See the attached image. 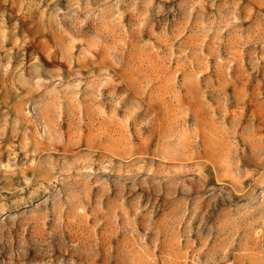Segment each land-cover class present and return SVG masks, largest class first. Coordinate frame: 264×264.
I'll return each mask as SVG.
<instances>
[{
	"label": "rangeland",
	"instance_id": "obj_1",
	"mask_svg": "<svg viewBox=\"0 0 264 264\" xmlns=\"http://www.w3.org/2000/svg\"><path fill=\"white\" fill-rule=\"evenodd\" d=\"M0 264H264V0H0Z\"/></svg>",
	"mask_w": 264,
	"mask_h": 264
},
{
	"label": "bare ground",
	"instance_id": "obj_2",
	"mask_svg": "<svg viewBox=\"0 0 264 264\" xmlns=\"http://www.w3.org/2000/svg\"><path fill=\"white\" fill-rule=\"evenodd\" d=\"M36 168H37V167H36ZM38 169H39V168H38ZM40 169H41V167H40ZM31 171H32V170H31ZM39 171H41V170H39ZM33 174L35 175V174H37V173H33Z\"/></svg>",
	"mask_w": 264,
	"mask_h": 264
}]
</instances>
